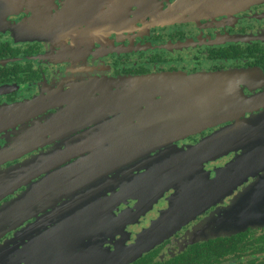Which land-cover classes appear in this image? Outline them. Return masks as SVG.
<instances>
[{"label":"flooded vegetation","instance_id":"1","mask_svg":"<svg viewBox=\"0 0 264 264\" xmlns=\"http://www.w3.org/2000/svg\"><path fill=\"white\" fill-rule=\"evenodd\" d=\"M199 2L0 0V107L24 103L29 112L0 131V174L27 168L28 177L8 173L0 193V208L27 196L23 221L0 230L1 260L93 264L95 253L132 251L156 223L159 240L139 257L155 252L145 259L152 264L211 238L205 214L221 200L244 188L250 202L264 195V0ZM177 10L185 15L167 16ZM165 72L241 73L231 86L252 101L152 152L155 165H139L138 148L127 143L138 141L132 80ZM235 125L236 139L248 131L253 140L213 142ZM249 150H258L255 161ZM147 168L165 170L152 176V204L138 210ZM215 186L231 188L207 200ZM219 214L215 223L226 219Z\"/></svg>","mask_w":264,"mask_h":264},{"label":"water","instance_id":"2","mask_svg":"<svg viewBox=\"0 0 264 264\" xmlns=\"http://www.w3.org/2000/svg\"><path fill=\"white\" fill-rule=\"evenodd\" d=\"M196 2L200 3L199 0H196ZM185 5L189 6L188 3ZM185 12L186 11L177 10L173 13H168L167 16L180 17L185 15ZM167 16L163 15V18ZM236 74L241 75V73H234L231 75L216 72L188 75L180 72H165L138 75V80H132V85H138V141H127V143L133 144L135 146L134 148H138L139 165H155L156 162L154 158L150 156L152 152L162 149L163 147L170 150L177 137L202 131L217 124L221 119L236 116L244 112L251 104L250 102L252 99L244 95L241 91L236 90L234 84L233 87L231 86L230 77ZM224 94L229 96L231 104L228 103L224 105L220 112H217L216 116H214L215 118L212 116L211 112L206 111L205 113L210 119L200 121L199 116L201 117L205 114L203 113L204 107L210 100H212L214 96H223ZM25 108L24 103L10 107H0V131L22 124L29 114ZM185 113L186 115H184ZM182 115H184L182 117L183 119L175 120L177 116L179 117ZM187 118H189L190 121L187 120ZM151 121L164 123V130H156L150 124ZM236 127L237 125L222 130L217 134L213 142L227 141L229 146H231L234 145L236 141L239 143H248L253 140L254 134L252 135V133H248V131H239V136L236 139ZM257 152L258 150L250 152L252 153V157H250L253 161H255L254 158ZM247 164L250 166L254 165L253 163ZM39 169L40 168H31L30 171L34 172ZM160 169L147 168V172L138 180V190H140V192L144 193V191L152 185L153 177L155 180V175L165 170L164 168ZM240 169L241 168L229 169L225 173H220L215 180L218 178L217 180L219 182L222 176H224V178L232 177L234 173ZM26 170L27 168H13L12 170H7L0 174V193L8 187V173L9 175L10 172L13 175L18 173L21 179L20 181L23 182L28 178L26 176ZM156 170L160 171L158 172ZM234 181V179L233 181L228 179L229 183H233ZM220 184L221 183H219V185ZM226 188L225 191L229 190L231 186H226ZM224 189L225 188H221V190ZM221 190L215 186L207 192L208 195H206L205 198L207 200L216 199L221 193L223 194L225 192ZM252 192H246L244 197L241 198L243 201L237 204L233 210L226 212V219L215 223L217 227L221 226L224 229L227 228V225L233 223H237L239 226L230 232H222L217 228L218 232L221 233L213 234L210 237L231 235L238 231L245 230L248 227H260L264 225V195H255L254 200L250 202L249 198L253 196ZM25 197L21 196L19 203H14V201L0 208V230L16 227L23 221ZM153 198H142L143 201L139 205L138 210L144 209ZM13 214L15 215L13 216ZM2 222L5 223L4 226L1 225ZM156 226L155 223L151 229L139 237L132 251L124 252L125 249L120 250L117 248L115 251H108L104 254L100 252L95 253L93 264H129L138 259L144 252L149 251V247L159 240L160 234ZM19 253L23 252L20 251ZM89 264H92V262L90 261Z\"/></svg>","mask_w":264,"mask_h":264},{"label":"trees","instance_id":"3","mask_svg":"<svg viewBox=\"0 0 264 264\" xmlns=\"http://www.w3.org/2000/svg\"><path fill=\"white\" fill-rule=\"evenodd\" d=\"M154 255L155 252L139 258L134 264H147L145 259L151 260ZM152 264H264V225L211 237L187 251Z\"/></svg>","mask_w":264,"mask_h":264},{"label":"rangeland","instance_id":"4","mask_svg":"<svg viewBox=\"0 0 264 264\" xmlns=\"http://www.w3.org/2000/svg\"><path fill=\"white\" fill-rule=\"evenodd\" d=\"M243 93V92H242ZM244 94V93H243ZM245 95V94H244ZM220 97H223V98H220ZM213 100V101H212ZM212 100H210V102L204 107V110H203V113H205L206 111H208V112H211L212 113V116L214 117V116H216V114H217V112H220V110L224 107V105H226V104H228V103H230L231 104V102L229 101V96H227L226 94H224L223 96H214L213 97V99ZM222 112V111H221ZM184 115H186V113L184 114ZM184 115H182V116H177L176 118H175V120L177 121V120H181V119H183L182 117L184 116ZM215 118V117H214ZM208 119H210V117L209 116H207L206 115V113L205 114H203L201 117L199 116V120L200 121H206V120H208ZM187 120H189V118H187ZM190 121V120H189ZM156 130H164V128H165V124L163 123H161V122H156V121H151V123H150ZM138 126H139V124H138ZM247 154H250V150L249 151H247ZM151 188H148V189H146L145 191H144V195H143V197L145 198V197H147V192L150 190ZM247 190V188L245 189L244 188V190L243 191H241L238 195H237V197H235V198H233L229 203H227V204H225V202H226V200L225 199H223V200H221L220 202H218V204H216L215 205V207L213 208V209H211V210H208L207 212H206V214H205V218H206V227H207V231H208V233H207V235H213V234H217V233H221V232H218V229L220 230V231H222V232H230V231H233V230H235L239 225L237 224V223H233V224H229V225H227V228H222L221 226L219 227H217L216 225H215V221L217 220V218L219 217V213H223V212H229L230 210H233L234 208H235V206L237 205V204H240L243 200L241 199V198H243L244 197V191H246ZM240 195V196H239ZM21 196H23V195H21ZM21 196L19 197V199H17V200H15V202L14 203H19L20 202V199H21ZM239 196V197H238ZM48 197V196H47ZM152 201L153 200H151V202H150V204L149 205H151L152 204ZM32 206L33 205H31L30 206V208H32ZM23 207H24V210H26L27 209V206H25V205H23ZM216 212H219V213H216ZM205 218H203L202 220H204ZM219 220V219H218ZM197 222V221H196ZM196 222H195V224H196ZM201 225H202V223H201ZM202 228L204 229L205 227L202 225ZM218 228V229H217ZM5 245V244H4ZM3 245V246H4ZM0 264H19V262L18 261H16L15 263H10V262H7V261H5V260H0Z\"/></svg>","mask_w":264,"mask_h":264}]
</instances>
